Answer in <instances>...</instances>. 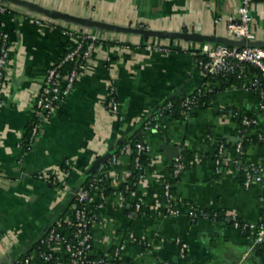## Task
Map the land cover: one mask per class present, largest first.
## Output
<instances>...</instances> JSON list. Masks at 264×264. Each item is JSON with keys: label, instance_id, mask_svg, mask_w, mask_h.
Here are the masks:
<instances>
[{"label": "crops", "instance_id": "0c3cea01", "mask_svg": "<svg viewBox=\"0 0 264 264\" xmlns=\"http://www.w3.org/2000/svg\"><path fill=\"white\" fill-rule=\"evenodd\" d=\"M21 1L26 3L0 0L10 9L3 17L10 60L0 88V264L35 255V245L50 227L72 216L73 191L98 174H106L111 190L101 202L99 193L91 192L90 256H103L111 264H264L263 250L253 245L254 234L235 228L230 219L232 214L245 222L264 219V96L236 81L185 119L164 109L168 101L181 102L208 82L198 60L204 47L217 45L211 37L237 42L228 36L227 23L238 21L241 0ZM251 14L254 42L264 46V0L252 1ZM69 30L95 35L96 49L70 95L28 149L34 101L48 69L73 42ZM111 84L120 103L117 115L108 108ZM230 109L254 114L257 123L251 133L262 135L261 143L245 148L243 162L263 171V180L248 188L232 163L240 124L229 116ZM147 120L157 121L160 128L145 130ZM139 131L150 147V162L133 183L132 154H122L115 164L110 159ZM220 141L226 142L221 145L225 161L217 173L214 158ZM107 153L111 156L88 174ZM179 156L185 169L174 179L171 167ZM38 172L57 177L61 185L40 180ZM166 181L173 183L174 206L182 211L178 216L167 214ZM127 186L132 187L129 193ZM136 204L143 212L130 211ZM190 204L217 211L222 218L193 220ZM177 239L188 245L185 256ZM122 245L115 261V249ZM56 252L64 255L60 244Z\"/></svg>", "mask_w": 264, "mask_h": 264}, {"label": "built area", "instance_id": "2783aa9c", "mask_svg": "<svg viewBox=\"0 0 264 264\" xmlns=\"http://www.w3.org/2000/svg\"><path fill=\"white\" fill-rule=\"evenodd\" d=\"M253 0H241L239 6L238 21H228V36L235 39L238 44L216 45L213 48L204 47L202 49V57L199 58L198 64L205 72L208 82L200 87L194 95L186 97L181 101L180 113L185 119L191 113L192 109L199 107L200 97L210 91L212 86L219 82L220 76L234 75L235 83L240 82L242 88L247 91L261 93L264 96V46L255 44L256 35L251 29V3ZM10 13V9L5 4H0V88L5 85L6 71L10 60L9 33L5 29L4 15ZM73 42L66 53L49 69L45 77V81L39 91L33 104V120L30 125V133L26 139L25 146L30 149L37 140L43 123L54 115L57 108L65 101L74 89L81 73L88 67V61L92 57L97 45V37L91 33L81 31H66ZM149 49L162 50L160 47L148 46ZM254 67L258 73L250 74L251 68ZM232 83V84H233ZM119 100L117 97V88L114 84L109 87L108 108L114 114L119 112ZM164 109L174 110V103L168 101L164 105ZM229 116L237 120L240 124L238 137L239 140L235 145V155L232 163L235 169L241 172L244 164L242 157L245 154V137L251 135L250 130H243V126L256 125V118L250 117L249 114L242 113L237 109H230ZM160 124L154 120H147L144 124L145 130L159 129ZM262 139V135L258 134ZM137 156L135 158L136 167L143 169L140 164V155H148L150 151L149 145L142 140L135 145ZM131 154L132 147L129 143L125 144L119 154L111 156V163L118 162L122 154ZM225 149L219 147L217 157L215 159V171L220 172V166L224 162ZM224 158V159H223ZM109 161V162H110ZM185 169V163L182 157H177L172 163V176L178 178ZM245 180L244 186L250 187L255 181L263 180V171L260 167L249 164L244 168ZM143 173L140 175V178ZM36 177L51 185L59 186L60 181L55 176L46 174L45 172L36 173ZM107 179L106 174H98L94 178V183L89 188H80L73 191L75 208L70 217L63 219L59 225H53L40 240V249L35 255H26L16 261L15 264H52L53 256H56L54 264H111L109 259L90 260V252L93 249V234L91 226L94 215L91 212L90 200L91 192L97 191L100 198H105L104 192L101 190L99 183ZM129 189V186H127ZM62 190H71L62 185ZM163 197L168 204L167 214L170 216H178L182 213L179 207L174 206L176 198L173 190V183L166 181L164 183ZM135 212H143L140 204H136ZM188 215L191 219H196L197 213L193 209H189ZM216 213L213 216L216 219ZM232 225L242 232H250L254 234L253 245L255 248L262 249L264 252V219L260 222H245L238 218L236 214L230 216ZM63 228V229H62ZM74 228V234L71 229ZM137 241V238L134 239ZM60 244L64 249V255L56 252V245ZM181 256L187 253L188 245L182 239H177ZM124 246L115 249V259L119 257ZM163 264H176L174 262L165 261Z\"/></svg>", "mask_w": 264, "mask_h": 264}, {"label": "trees", "instance_id": "16d2710c", "mask_svg": "<svg viewBox=\"0 0 264 264\" xmlns=\"http://www.w3.org/2000/svg\"><path fill=\"white\" fill-rule=\"evenodd\" d=\"M200 57H202V55H200L199 58ZM251 70L254 73H258L257 70L254 67H252ZM234 81H235V76L234 75H227V76H224V77L223 76H220L218 85H215L214 84L212 86V88H213L212 91H210V92L202 95L199 98L200 99L199 107H201V108L208 107L210 105L213 97L215 96V94L218 91H220V90L226 89ZM262 87L264 88V82H262ZM256 93L259 96H262L261 93H260V91L259 92H256ZM173 103H174V110L177 111L176 118H183L182 115H181V113H180V104H181V102H174L173 101ZM170 112L171 111H169L168 113H170ZM249 116L250 117H253V118H256V116L254 114H249ZM254 127H255V125H252V126H243L242 129L243 130H250V129L252 130V129H254ZM143 128H144V125H143ZM29 133H30V128L28 130L27 138L29 136ZM141 140H142V135H141V133L139 131V132L135 133L133 136L128 137L120 146H118L116 148V150L113 153V154H119L121 148L125 144H127V143H129L131 145V147H132V153H131L132 155L131 156H132V159H133L132 177H131V180H132L133 183H135V182H137L139 180V177L143 173V169H144L145 165H147L150 162V159H149L148 155L142 154V155H140V164L142 165L143 169H140L139 167H136L135 158L137 156V153L135 151V145H136L137 142H139ZM261 142H262V139L259 138L258 133H256V134L251 133V135L249 137H245V143H244L245 147L244 148H246V146H248L250 144H256V143H261ZM225 144H226V142L220 141L218 147H220L221 145H223L225 147ZM224 158H225V155H224ZM243 158L244 157H242L241 160H243ZM214 159H216V158H214ZM214 165H215V160H214ZM223 166H224V162H222V164L220 166V173H221V171L223 169ZM246 166H247V164L244 163L243 166H242L241 172H240V176L238 178L239 181H241L242 183H244V180H245V171H244V168ZM171 170H172V167H171ZM91 178L93 179V181H91ZM94 178H95V175L92 176V177H86V182L84 183L83 188H89L91 186V184L94 183ZM99 186L101 187V190L104 192L105 197H106L110 193V190H111L109 188V186H108L107 179H105L102 182H100L99 183ZM130 190H132V187H130L129 189H126L127 193H129ZM103 200H104V198H100L99 199V202H101ZM189 206H190L191 209H193V211H195L197 213L196 219L198 217H201V216H210L211 218H213V216L215 215V213L217 215L216 216V219L217 220H220L222 218V214L219 213V212H217V211H212L210 209L199 208V207L194 206L192 204H190ZM134 210H135V206H133L130 211L133 212ZM74 231H75L74 228H72L71 229V233L74 234ZM35 247L37 248V250H39L40 249L39 248L40 247V242H38L35 245ZM26 255H24V256H26ZM55 258H56V256H53V260L51 261L52 264L55 263ZM102 258H104V257L103 256H99V255L98 256H95V257L88 256V259H90V260H97L98 261V260H101ZM117 260H118V258L115 259V261H117ZM168 262H171V261H168Z\"/></svg>", "mask_w": 264, "mask_h": 264}, {"label": "water", "instance_id": "95a60500", "mask_svg": "<svg viewBox=\"0 0 264 264\" xmlns=\"http://www.w3.org/2000/svg\"><path fill=\"white\" fill-rule=\"evenodd\" d=\"M11 1H15V2L21 3V4L26 3V2L21 1V0H11ZM70 18H72L74 21L79 22V23H83V24H87V25L94 24L92 21H89L88 19L77 18V17H70ZM145 32H146V34H151V35H156V36H161V37L169 35V34H166V33L158 32V31L155 32V31H150V30H147ZM211 40L216 42L217 45L232 46V45L238 44V42L233 43V41H231L230 39H225V38L211 37ZM255 44H257V43H255ZM171 114L176 116L177 111L176 110H172ZM110 156H111V153H107L103 158H100L97 161H95L93 163V165L91 166V168L89 169L88 174L93 175L96 172V170L98 169V167L101 165V163L105 162V160H107ZM91 181H93V179H91Z\"/></svg>", "mask_w": 264, "mask_h": 264}]
</instances>
